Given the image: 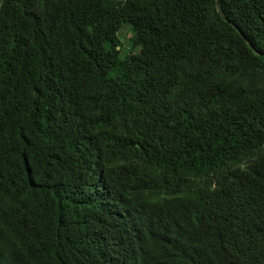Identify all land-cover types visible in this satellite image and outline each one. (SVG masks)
<instances>
[{
    "label": "trees",
    "instance_id": "1",
    "mask_svg": "<svg viewBox=\"0 0 264 264\" xmlns=\"http://www.w3.org/2000/svg\"><path fill=\"white\" fill-rule=\"evenodd\" d=\"M0 264H264V0H0Z\"/></svg>",
    "mask_w": 264,
    "mask_h": 264
},
{
    "label": "rangeland",
    "instance_id": "2",
    "mask_svg": "<svg viewBox=\"0 0 264 264\" xmlns=\"http://www.w3.org/2000/svg\"><path fill=\"white\" fill-rule=\"evenodd\" d=\"M132 30L133 29L128 22L123 23L121 29L119 30L120 39L125 47L130 46L131 42L129 36L131 35Z\"/></svg>",
    "mask_w": 264,
    "mask_h": 264
}]
</instances>
